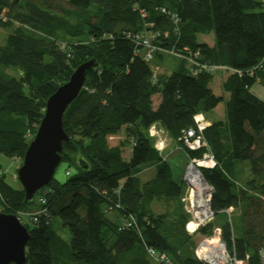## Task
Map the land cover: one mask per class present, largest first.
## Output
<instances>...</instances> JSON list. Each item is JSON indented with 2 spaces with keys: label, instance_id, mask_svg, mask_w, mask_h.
Returning <instances> with one entry per match:
<instances>
[{
  "label": "trees",
  "instance_id": "obj_1",
  "mask_svg": "<svg viewBox=\"0 0 264 264\" xmlns=\"http://www.w3.org/2000/svg\"><path fill=\"white\" fill-rule=\"evenodd\" d=\"M1 30L8 33L0 44V153L20 164L48 98L78 65L95 60L63 116L69 140L62 155L70 174L54 177L26 201L23 186L11 185L0 163V211L28 219L26 264H148L149 247L173 264H205L186 230L183 175L175 179L168 154L155 146L153 124L184 148L186 162L213 154L216 166L200 169L213 186L215 218L229 208L241 211L243 236L234 235L227 219L213 220L198 233L212 234L218 225L239 258L248 255V264H260L264 100L251 88L264 85V0H0V35ZM143 30L159 47L153 61L126 34ZM209 34L213 46L199 40ZM167 55L176 60L170 73L152 64ZM188 57L232 69L222 84L227 99L211 86L216 74L204 69L193 74ZM223 101L225 119L205 128L206 146H184L182 136L194 115L205 116ZM121 131L123 139L110 145L108 137ZM241 166L248 171L244 177ZM148 168L156 173L143 181ZM154 202L166 209L155 212ZM115 210L113 219L108 213ZM56 216L69 228V242L53 230Z\"/></svg>",
  "mask_w": 264,
  "mask_h": 264
},
{
  "label": "built area",
  "instance_id": "obj_2",
  "mask_svg": "<svg viewBox=\"0 0 264 264\" xmlns=\"http://www.w3.org/2000/svg\"><path fill=\"white\" fill-rule=\"evenodd\" d=\"M162 11L166 12V9L162 8ZM126 34L128 37H131L137 45L143 47V57L148 61H153L154 52L158 50L159 47L151 42V33L147 30H143L136 33L126 32ZM162 52L170 55L182 56V54L173 49H162ZM195 55L197 56L198 52ZM188 60L192 65L191 70L193 74H198L202 69L213 74H216L218 71H223L225 74L232 71L231 68L224 65L200 64L191 57H188ZM193 65L196 67H193ZM153 69L156 73L160 68L155 64ZM208 125L209 122L206 120L204 114L198 113L194 115V125L187 128L183 133V145L192 150H197L206 146L203 131ZM163 130L165 129L158 124H153L149 128V134L155 139V146L159 150L165 148V140L162 137ZM216 164L217 162L213 154L210 151H206L202 157L190 158L184 171L183 178L186 184V189L181 200L186 212L189 214V220L186 223V230L190 235H195L198 233L201 226H204L215 219V212L210 204L213 186L204 179L200 168H212L216 166ZM191 166L195 167L201 175L202 182H199V184L195 181V177L190 173ZM66 174H70V170H67ZM201 183H205L207 188L203 189L200 187ZM230 210L231 208L226 211L230 212ZM34 219L37 218L34 217ZM126 222L128 225L132 223L130 220ZM194 254L205 264H248L249 258L248 255L245 259L239 258L236 252L228 247L227 242L223 239L222 230L219 226H216L213 229L212 234L202 235L196 244ZM148 255L150 258L163 264H173L172 260L166 253L159 252L155 248L149 247ZM259 257L260 264H264V244L259 249Z\"/></svg>",
  "mask_w": 264,
  "mask_h": 264
},
{
  "label": "water",
  "instance_id": "obj_3",
  "mask_svg": "<svg viewBox=\"0 0 264 264\" xmlns=\"http://www.w3.org/2000/svg\"><path fill=\"white\" fill-rule=\"evenodd\" d=\"M94 64L95 60L90 59L78 65L46 102L44 115L17 170L26 201L50 183L63 162V142L69 140L63 116L82 90L87 71ZM29 237V229L16 214L0 212V264H26Z\"/></svg>",
  "mask_w": 264,
  "mask_h": 264
},
{
  "label": "rangeland",
  "instance_id": "obj_4",
  "mask_svg": "<svg viewBox=\"0 0 264 264\" xmlns=\"http://www.w3.org/2000/svg\"><path fill=\"white\" fill-rule=\"evenodd\" d=\"M8 33V30H1V35H0V44H4L5 43V35ZM204 35H200L199 36V40H202ZM206 39L209 40V37H206ZM155 62L159 63L160 66L162 67V69H166L168 73H170V70L173 69L171 67H174L176 60L173 59V57L170 56H165L163 60H156L154 62H152V64H154ZM218 76H220L221 74H225V72L223 71H218L216 73ZM166 134V135H165ZM164 135V136H163ZM125 136L124 131H121L118 136H110L108 137L109 143L113 144L115 142H118L119 140L123 139V137ZM162 137L165 140V148L162 149L161 151L164 152L166 155L168 154V158L169 161L174 169V177L177 181H180L181 176L184 174V171L187 167L188 162H186L187 160V154L186 151L184 150V148H178L177 151H173V152H168L167 148L170 145L171 142V138L168 136V134L166 133L165 130H163V134ZM169 137V138H168ZM167 138V139H166ZM155 140V139H154ZM129 155V148L124 150V158H128ZM247 164H249L247 161H245ZM0 163L3 167V169L6 171V180L13 185L14 187H21V182L19 181V179L17 178V170L20 166V160H18L17 158H12L9 157L5 154L0 153ZM66 169V164L65 162H61V164L58 166L56 172H55V177L60 179V180H64L65 179V170ZM241 169L243 171V177L247 175V168L245 166H241ZM156 173V170L154 168H148L146 169L142 174H141V178L143 181H147L149 179H151ZM35 200H37L35 198ZM36 204H31V208H35ZM0 209H1V205H0ZM153 209L155 212L159 213L162 212L166 209V206L163 202H154L153 203ZM1 212V211H0ZM118 210L115 211H111L108 213V216L111 218H115L118 214ZM217 219V223H221L222 221H224V219H227L228 221H230V224L232 226V230L234 235L236 236H243V228H244V224H243V219H242V215H241V211L239 209H233L231 212L226 211V213L224 214H220L218 215V218H215L214 221H216ZM28 219L27 217L23 218V222H27ZM31 225H33L32 222H30ZM218 226V225H217ZM220 227V226H219ZM52 228L53 230L59 234L60 236H62L66 241H70V231L69 228L67 226H64L62 224L61 219L56 216L53 218L52 220ZM194 240L197 244L198 240L202 237V234L200 233H196L194 236ZM149 263L148 264H163L161 262H158L152 258H148Z\"/></svg>",
  "mask_w": 264,
  "mask_h": 264
},
{
  "label": "crops",
  "instance_id": "obj_5",
  "mask_svg": "<svg viewBox=\"0 0 264 264\" xmlns=\"http://www.w3.org/2000/svg\"><path fill=\"white\" fill-rule=\"evenodd\" d=\"M209 37V40L205 38ZM203 41H206L210 46L214 45V38L212 34L209 35H204L202 38ZM176 63V62H175ZM173 68V67H171ZM172 70V69H171ZM170 70V71H171ZM162 71H167L166 69H162ZM226 78L225 74H221L220 76H218L217 74L213 77V80L211 82V86L214 90V92L217 95H223L225 97V99H227L229 97V93L223 90V82ZM251 91L257 95L259 98L264 100V85L260 84V83H256L252 88ZM154 105L155 107L159 104L160 102V95L157 94L154 96ZM205 118L206 120L209 122V124H211L213 121L215 120H224L225 119V102H221L215 109H213L212 111H210L209 113L205 114ZM112 136V135H111ZM114 136H118V134L114 135ZM110 137V136H109ZM109 141V140H108ZM120 141V140H119ZM115 142L113 144L110 145H116L119 143ZM127 147H125V149H127ZM180 148V146L177 145V143L175 141H173L171 139L170 145L167 148L168 152H173V151H177V149ZM131 149H129V155H130ZM128 155V157H129ZM233 210V208H231L230 212Z\"/></svg>",
  "mask_w": 264,
  "mask_h": 264
},
{
  "label": "bare ground",
  "instance_id": "obj_6",
  "mask_svg": "<svg viewBox=\"0 0 264 264\" xmlns=\"http://www.w3.org/2000/svg\"><path fill=\"white\" fill-rule=\"evenodd\" d=\"M161 32V31H160ZM163 32V31H162ZM157 34V33H156ZM161 35V34H160ZM64 43V42H63ZM65 45V44H64ZM63 48V47H62ZM167 133V132H166ZM34 135V134H33ZM166 135V134H165ZM164 136V135H163ZM169 138V137H168ZM164 139V138H163ZM167 139V138H166ZM190 173L192 176L195 177V181L199 184V182H202V179H201V175L198 173V171L196 170L195 167H192L190 168ZM200 187H202L203 189L207 188V186L205 185V183H201ZM23 188V187H22ZM24 190V189H23Z\"/></svg>",
  "mask_w": 264,
  "mask_h": 264
}]
</instances>
